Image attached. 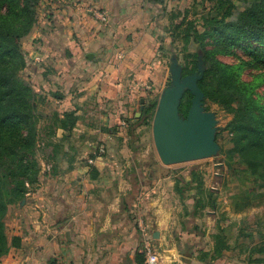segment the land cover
I'll use <instances>...</instances> for the list:
<instances>
[{
	"label": "crops",
	"instance_id": "obj_1",
	"mask_svg": "<svg viewBox=\"0 0 264 264\" xmlns=\"http://www.w3.org/2000/svg\"><path fill=\"white\" fill-rule=\"evenodd\" d=\"M45 1L51 18L32 34L42 58L35 85L44 92L55 83L56 101L77 120L58 133L50 171L9 209L8 237L21 244L0 264H151L148 239L155 264H216L202 258L217 230L208 185L158 155L145 164L130 120L150 87L141 62L158 51L157 9L147 0Z\"/></svg>",
	"mask_w": 264,
	"mask_h": 264
},
{
	"label": "trees",
	"instance_id": "obj_2",
	"mask_svg": "<svg viewBox=\"0 0 264 264\" xmlns=\"http://www.w3.org/2000/svg\"><path fill=\"white\" fill-rule=\"evenodd\" d=\"M149 1L159 6L164 2ZM41 2L0 0V260L11 248L21 244L18 237L10 239L7 234L9 207L24 200L40 177L35 159L40 118L36 114V93L20 72L27 65L22 40L37 24ZM209 2L214 4L205 23L206 29L203 33L195 30L200 52L193 55V67L186 69L183 76L197 75L205 97L232 114L226 128L231 134L232 152L242 165L237 178H241L240 173H246L250 175L247 184L253 183L245 195L234 196V210L242 211L264 197V191L257 189L264 187V94L256 92L258 84L264 82V0H247V5L237 14L232 0ZM228 2L231 5L225 7ZM214 10L220 16L214 15ZM189 33L187 41L191 38ZM208 36L212 39L211 49L204 42ZM236 48L242 49V53H236ZM217 54H234L240 63H227ZM242 65L257 71L258 83L240 78L238 70ZM57 118L54 122L58 129L66 131H71L77 120L74 111L65 112L63 119ZM58 147L57 144L56 154ZM196 182L198 187L203 186L202 181L196 179ZM241 183L246 185L244 181ZM212 242V249L202 254L203 259L218 261L232 250L230 232L220 224L212 235ZM252 252L260 254L254 263L264 264V242L253 247Z\"/></svg>",
	"mask_w": 264,
	"mask_h": 264
},
{
	"label": "rangeland",
	"instance_id": "obj_3",
	"mask_svg": "<svg viewBox=\"0 0 264 264\" xmlns=\"http://www.w3.org/2000/svg\"><path fill=\"white\" fill-rule=\"evenodd\" d=\"M42 1L44 2L40 3L38 7L37 24L22 40V49L25 53L27 65L20 72L22 78L30 83L36 93V114L40 118L38 121L35 159L40 169L39 176L41 173L49 172L50 165L53 164V152L58 144L56 138L58 133L61 132V129H58L57 124L54 122L55 119L57 117L63 119L65 112L73 111L69 106L66 108L61 107L56 101L54 94L58 93L59 90H57L55 83L51 82L52 90L45 88L47 91L44 92H41L40 88L35 85L38 83L36 77H34L35 64L38 65L42 58L36 57L37 53L33 48L36 39L32 38V34L37 31L39 25L51 18L49 17L50 13L46 12V1ZM147 1V3H151L149 0ZM246 1L232 0L235 14L244 9L247 5ZM136 2L139 3L140 0ZM230 3L225 4V7L230 6ZM213 4L214 2H209V0H164L162 6L153 4L157 9L156 12L154 11L155 15H161L158 51L152 60L141 62L144 64L142 70L146 69V76L148 77L145 78L146 85L149 84L150 87H145V92L138 94L134 114L130 117V120L134 121V125H138L136 142L137 147L146 153L145 164H153L154 160L151 157L158 155L153 130L155 119L160 115V100L165 90L177 89L176 77L183 78L184 71L193 67V55L200 52V43L195 39V30L198 33L205 31V23L210 15L209 13H211L210 10ZM163 9L164 13L162 12ZM102 12L108 13L107 11ZM213 14L220 16L216 10L213 11ZM187 32H190L191 37L188 41L186 39ZM152 38L154 39V35ZM204 42L207 44L208 49L213 48L212 39L209 36L205 38ZM242 51V49H235L236 53L241 54ZM217 55L227 63H240V60L234 54ZM117 60L119 59L117 58ZM238 72L243 81L258 83L255 69L242 65ZM256 92L259 95L264 94V82L258 84ZM192 98L193 95L189 89H185L182 98L178 102L179 114L183 119L188 115ZM202 108L214 124L212 134L216 145L212 153L206 158L188 160L173 165L178 172L183 171L189 182L197 179L202 181L204 185H208V191H210V196L214 200L210 201L211 207L209 210L213 211L212 215L215 218L216 225L220 224L227 227L230 232L232 250L225 252L223 257L216 261V264H255L254 260L260 257V254L252 252V249L257 244L264 242V197L257 200L254 205H247L246 202L247 206L240 214L233 213L234 196L239 193L245 195L248 186L253 183L247 184L250 175L246 173H240L241 178H237V171L242 165L232 152L231 134L226 128L232 119V114L227 112L220 104L212 102L206 97L202 100ZM107 109L109 110V108ZM148 109L150 111H147ZM240 180L244 181L246 185L243 186ZM211 188H214V190ZM257 189L259 192L264 191V187H258ZM240 201L244 203L242 199ZM14 205H11L9 209ZM9 211L7 217L10 215ZM227 213H229V216H227Z\"/></svg>",
	"mask_w": 264,
	"mask_h": 264
},
{
	"label": "water",
	"instance_id": "obj_4",
	"mask_svg": "<svg viewBox=\"0 0 264 264\" xmlns=\"http://www.w3.org/2000/svg\"><path fill=\"white\" fill-rule=\"evenodd\" d=\"M92 58V55H88ZM197 75L176 77V87L167 89L160 100V115L154 122V141L161 161L166 165L208 157L214 147L213 121L203 112L205 97L197 83ZM189 89L193 98L188 115L179 114L178 102ZM25 201L22 200V204Z\"/></svg>",
	"mask_w": 264,
	"mask_h": 264
},
{
	"label": "built area",
	"instance_id": "obj_5",
	"mask_svg": "<svg viewBox=\"0 0 264 264\" xmlns=\"http://www.w3.org/2000/svg\"><path fill=\"white\" fill-rule=\"evenodd\" d=\"M100 20L104 23H107L108 22V15L105 12H102L100 14ZM149 238H151V235L149 236ZM145 253L147 256L148 263L155 264L156 262H158V260H159L158 254L156 253V250H155L154 246L150 243L149 239L145 244Z\"/></svg>",
	"mask_w": 264,
	"mask_h": 264
}]
</instances>
